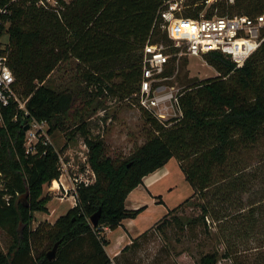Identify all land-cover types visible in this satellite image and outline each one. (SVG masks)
Masks as SVG:
<instances>
[{
    "label": "trees",
    "instance_id": "trees-1",
    "mask_svg": "<svg viewBox=\"0 0 264 264\" xmlns=\"http://www.w3.org/2000/svg\"><path fill=\"white\" fill-rule=\"evenodd\" d=\"M170 1L175 0H74L57 14L0 0V10L9 11L8 15L0 11V21L10 24L6 51L18 92L30 97L31 115L48 122L51 132L65 131L68 139L78 133L85 137L97 175L96 184L78 190L76 207L53 224L45 221L33 229L35 214L49 212L51 197L44 194V186L60 178L58 158L51 150L44 156H27L24 130L20 122H13L16 105L1 107L0 230L11 243L7 253L0 251V264H122V257L138 248L140 239L123 250L120 260H112L106 252L110 242L105 228L114 231L145 211L146 207L127 209L129 194L172 159L178 161L194 195L169 212L157 230L164 235L165 227L174 223L183 232L200 224L209 234V228L221 222L219 207L226 204L229 190L221 191L219 185L231 181L235 188L233 184L240 179L239 171H227L230 158L257 145L264 135V40L241 66L219 52L204 55L218 76L194 82L180 92V117L161 123L152 113L140 110L145 141L129 156H109L105 140L90 138L85 121L70 130L65 120L75 96L50 83L60 65L75 61L76 74L86 84L91 100L98 97L103 102L112 97L126 102L139 90L147 44L163 43L168 54L178 52L159 19ZM178 1L187 19H198L202 13L207 19L264 14V0H215L210 5L206 4L209 0ZM26 193L28 205L20 202ZM194 197L201 199L197 205L201 215L175 217L178 209L196 206ZM99 211L94 226L91 220ZM242 217L237 218L242 221ZM55 245L57 254L50 261L48 253ZM252 253L243 256L228 249L224 258L231 264H264L260 248ZM219 257L218 252L209 253L197 264H217Z\"/></svg>",
    "mask_w": 264,
    "mask_h": 264
},
{
    "label": "rangeland",
    "instance_id": "rangeland-1",
    "mask_svg": "<svg viewBox=\"0 0 264 264\" xmlns=\"http://www.w3.org/2000/svg\"><path fill=\"white\" fill-rule=\"evenodd\" d=\"M168 71L167 86L179 92L194 82L218 76L203 56L183 57L177 65L172 62ZM50 83L58 91L69 92L75 96L74 104L65 120L70 130L85 121L88 124L90 138H96L98 136H95L91 129L95 131L100 129L98 124L100 119H104L105 124L112 119L110 126L106 127L104 136L109 156L113 158L121 154L129 156L145 141V126L140 111L131 108L128 102L120 103V100L112 97L103 99V102L98 97H93L91 100L86 84L76 74L75 61L60 65L52 74ZM102 111H105L104 118L99 116ZM177 114L180 115L179 112ZM77 135L82 136L80 133ZM77 135L74 139H68L66 132L60 131L58 145L62 147L70 141L74 147H78ZM229 163L227 171H239L240 179L233 184L235 188L232 187L231 181L219 185L221 191L229 190L225 192L228 197L226 204L223 201L224 204L221 203L222 206L219 207L220 210L222 209L221 222H218L216 226H211L209 234H206L200 224L194 229L187 228L183 232L180 226L174 223V226L165 227L163 235L157 227L168 217L169 214H165L161 221L149 229L148 235L141 239L139 247L122 257L121 263L197 264L204 255L218 252L220 257L217 264H231L229 259L224 258L228 249L234 253L241 252L243 256H252V252L259 248L264 252V135L257 145L247 150L241 149L240 153L231 156ZM51 186L52 183L44 186V194L51 197L48 204L49 212L35 214L33 229L45 221L54 223L56 218L66 214L75 206L72 199L60 203L58 198L62 196L57 197L50 192ZM177 195L182 198L184 193ZM193 199L196 206L187 205L181 210L178 209L174 213L175 217L183 219L200 216L201 209L197 205L202 203L201 199L198 197ZM21 202L28 205V198L21 197ZM178 207L168 209V212L171 213ZM241 212H243L242 215H239ZM228 215V219H225ZM238 216H243L244 220L240 221ZM22 229L23 227L21 231ZM10 243L11 239L0 230V251L7 253Z\"/></svg>",
    "mask_w": 264,
    "mask_h": 264
},
{
    "label": "built area",
    "instance_id": "built-area-1",
    "mask_svg": "<svg viewBox=\"0 0 264 264\" xmlns=\"http://www.w3.org/2000/svg\"><path fill=\"white\" fill-rule=\"evenodd\" d=\"M72 1L74 0H10V4L34 6L60 14ZM212 1L209 0L206 4L210 5ZM230 3H234V0H230ZM181 6L182 1H170L159 13L162 30L178 52L174 55L168 54L163 43L147 44L143 51L142 81L139 90L126 99L131 108L148 111L161 123L182 116L180 92L166 84L169 80L167 71L172 62L177 65L183 57H202L211 52H219L237 66H241L264 40V14L255 18L239 15L207 19L202 13L198 19H187L182 16ZM0 11L2 15L9 14L7 8ZM9 27V23L0 21V108L16 105L13 122H20L24 130V149L27 156H44L49 150L56 154L60 178L54 180L52 186L57 181L59 188L57 191H51V186L49 191L57 197L62 196L58 198L60 201L72 199L76 207L78 190L83 186H93L97 182V175L90 164V146L85 137L77 135L78 147H74L70 141L60 147V131L51 132L52 127L48 122L39 121L31 115L28 107L30 97L26 98L18 92L15 76L8 65L9 53L6 50L10 45ZM104 112L99 116L104 118ZM111 123L112 119L106 124L104 119H100V129H91V132L104 140L106 127ZM3 125L4 121L0 118V127ZM1 176L0 171V187ZM112 264L115 263L112 261Z\"/></svg>",
    "mask_w": 264,
    "mask_h": 264
},
{
    "label": "crops",
    "instance_id": "crops-1",
    "mask_svg": "<svg viewBox=\"0 0 264 264\" xmlns=\"http://www.w3.org/2000/svg\"><path fill=\"white\" fill-rule=\"evenodd\" d=\"M181 193L184 195L179 198L177 194ZM192 194L194 190L187 182L176 159H172L165 167L146 177L143 184L133 190L126 201L128 210L146 207L145 211L136 219L123 221L114 231L105 228L104 234L110 242L106 248L109 257L112 260H120L126 247L132 245L136 239H140V242L141 237L148 233L150 228L161 221L165 214H169L168 209L180 206Z\"/></svg>",
    "mask_w": 264,
    "mask_h": 264
},
{
    "label": "water",
    "instance_id": "water-1",
    "mask_svg": "<svg viewBox=\"0 0 264 264\" xmlns=\"http://www.w3.org/2000/svg\"><path fill=\"white\" fill-rule=\"evenodd\" d=\"M26 130H28V127L26 128ZM28 196H29V193H26L22 198H28ZM20 202H21V199H20ZM100 216H101V211H99L96 215L93 216L91 221L94 226H97ZM19 231H21V229ZM57 249H58V245H55V247L48 253V259L50 261H53L55 259L56 254H57Z\"/></svg>",
    "mask_w": 264,
    "mask_h": 264
},
{
    "label": "bare ground",
    "instance_id": "bare-ground-1",
    "mask_svg": "<svg viewBox=\"0 0 264 264\" xmlns=\"http://www.w3.org/2000/svg\"><path fill=\"white\" fill-rule=\"evenodd\" d=\"M58 188H59V183H57V184L55 185V187H54V190H53V191H57V190H58Z\"/></svg>",
    "mask_w": 264,
    "mask_h": 264
}]
</instances>
